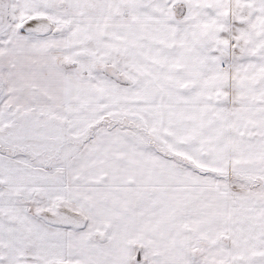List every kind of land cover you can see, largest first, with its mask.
Segmentation results:
<instances>
[{"label": "snow or ice", "instance_id": "snow-or-ice-1", "mask_svg": "<svg viewBox=\"0 0 264 264\" xmlns=\"http://www.w3.org/2000/svg\"><path fill=\"white\" fill-rule=\"evenodd\" d=\"M0 264H264V0H0Z\"/></svg>", "mask_w": 264, "mask_h": 264}]
</instances>
